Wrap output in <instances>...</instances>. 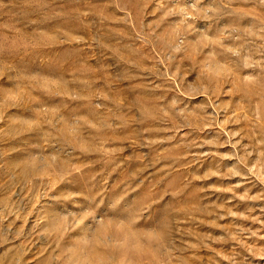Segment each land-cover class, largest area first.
<instances>
[{
    "label": "rangeland",
    "instance_id": "obj_1",
    "mask_svg": "<svg viewBox=\"0 0 264 264\" xmlns=\"http://www.w3.org/2000/svg\"><path fill=\"white\" fill-rule=\"evenodd\" d=\"M0 264H264V0H0Z\"/></svg>",
    "mask_w": 264,
    "mask_h": 264
}]
</instances>
